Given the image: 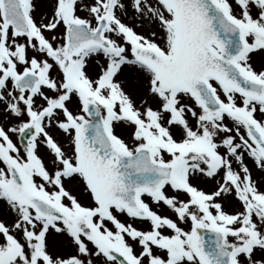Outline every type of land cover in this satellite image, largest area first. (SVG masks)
<instances>
[{
    "label": "snow or ice",
    "instance_id": "obj_1",
    "mask_svg": "<svg viewBox=\"0 0 264 264\" xmlns=\"http://www.w3.org/2000/svg\"><path fill=\"white\" fill-rule=\"evenodd\" d=\"M0 264H264V0H0Z\"/></svg>",
    "mask_w": 264,
    "mask_h": 264
}]
</instances>
